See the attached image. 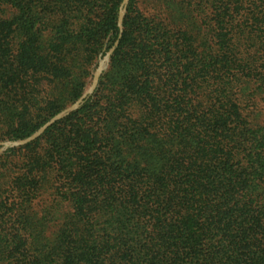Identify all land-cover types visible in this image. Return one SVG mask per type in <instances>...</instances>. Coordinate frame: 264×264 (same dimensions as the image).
<instances>
[{"label":"trees","instance_id":"trees-1","mask_svg":"<svg viewBox=\"0 0 264 264\" xmlns=\"http://www.w3.org/2000/svg\"><path fill=\"white\" fill-rule=\"evenodd\" d=\"M121 2L0 0L2 140L116 41L12 150L0 264H264V0Z\"/></svg>","mask_w":264,"mask_h":264},{"label":"rangeland","instance_id":"rangeland-1","mask_svg":"<svg viewBox=\"0 0 264 264\" xmlns=\"http://www.w3.org/2000/svg\"><path fill=\"white\" fill-rule=\"evenodd\" d=\"M123 1L124 0H122V2ZM140 1H146V0H140ZM197 1L198 0H185V4L189 5V6H192V4H197ZM122 2H121V4H122ZM121 4H120V7H121ZM120 7H119V10H118V15H117V27L121 31L122 26L120 25V27H119V25H118L119 16H120V13H121ZM150 7H152L151 4H149V6H148V9L151 10ZM115 45H116V41L113 43V45L110 47V49L104 54V56L103 57L100 56L97 59L96 64L93 65L92 71H91V75L88 77V79L86 81L87 82V86L84 89V92L81 95V97L87 95L85 97V99H87L88 97H90V95L93 93V91L97 87V83H98L99 77L103 73V71H105V69L107 67L108 60H109V56H110L111 52L113 51V48H114ZM96 77H97V80H96L97 82H96V85H94L95 84L94 80H95ZM79 99H77V101ZM77 101H75L73 104L67 106L63 111H65L67 109H70ZM81 104H82V102H81ZM81 104H79L78 106H74L72 108V111H75L77 108H79V106ZM260 110H261L260 114H264V108L261 105H260ZM63 111L59 112L58 114H55L46 123H48L51 119H53L56 116H58L59 114H61ZM72 111H70V112H72ZM70 112H68L67 114H69ZM6 115H10V114H0V117L1 116H6ZM65 115H66V113L64 115H62L60 118L64 117ZM60 118H58L57 120H59ZM45 124H43L40 128H38L31 135H29L27 138H25L23 140L6 141V140H2V137H0V198L3 199L8 194V192H5V188L6 187L4 185L6 183V181L8 180V178L9 177L11 178L14 174L16 176H18L20 174V172L25 170L22 166H20V160H19V157L17 155L18 153L13 155V151L12 150H15L16 148L25 146L28 143H31L33 140L39 138L42 135V133L44 132V130L43 131L42 130L39 131V130ZM52 124H50V125H52ZM36 134H38V136L36 138H34L32 140H29L31 137H33ZM0 136H1V131H0ZM25 141H27V142H25ZM49 199H50V192L41 191L40 197L32 202V211L36 212L37 214L42 215L43 214L42 213L43 209H45V208L48 209V206H49L48 205L49 204L48 201H49ZM55 228H56V224H53V223L49 224L48 231H47V233H45V236L49 235L50 233H53L55 231Z\"/></svg>","mask_w":264,"mask_h":264},{"label":"water","instance_id":"water-1","mask_svg":"<svg viewBox=\"0 0 264 264\" xmlns=\"http://www.w3.org/2000/svg\"><path fill=\"white\" fill-rule=\"evenodd\" d=\"M126 3H127V0H124L123 2H122V4H121V7H120V10H121V13H120V16H119V20H118V25H119V27H120V25H121V18H122V15H123V13H124V8H125V5H126ZM97 80V77L95 78V80H94V82H95V84L94 85H96V81ZM87 95H85V96H82L70 109H67V110H65V111H63L61 114H59L58 116H56L55 118H53V119H51L48 123H46L39 131H43L46 127H48L50 124H52L53 122H55L58 118H60L62 115H64L65 113L67 114L68 112H70V111H72V108L74 107V106H78L79 104H81V102H83L84 101V99H85V97H86ZM38 136V134H36V135H34L33 137H31L29 140H32V139H34V138H36ZM25 142H27V141H25Z\"/></svg>","mask_w":264,"mask_h":264}]
</instances>
